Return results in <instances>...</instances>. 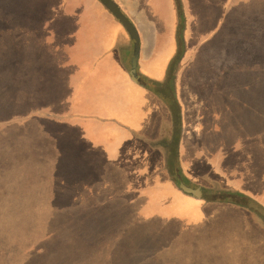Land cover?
Returning a JSON list of instances; mask_svg holds the SVG:
<instances>
[{"label": "rangeland", "instance_id": "374dc122", "mask_svg": "<svg viewBox=\"0 0 264 264\" xmlns=\"http://www.w3.org/2000/svg\"><path fill=\"white\" fill-rule=\"evenodd\" d=\"M59 1L0 0V264H239V260L227 255L207 253L213 251L212 245L220 253L223 248L242 246V242L243 248L251 250L246 262L253 264L254 257L259 259L256 253L264 255V204L236 185H264V161L258 163L256 171L235 156L248 131L240 130L229 138L226 157H232L225 170L231 175L221 174L215 163L212 169L207 161L197 158L181 165L176 145L181 124L174 119L170 124V116L153 117L156 131L148 138L143 130L135 133L162 159L163 172H157L155 180L167 177L178 187L184 184L197 189L202 200H215L239 214V223L205 215L198 220L201 215L185 196L187 193L179 189V195L168 188L159 190L158 186L152 192L154 179L148 187L141 185L146 174H139L135 181L138 185L130 182L129 174L120 179V186L114 185V180L123 174L113 175L107 156L114 155L113 148L121 141L117 128H126L117 117L123 110L113 107L107 95L95 98L93 87L100 77L79 81L81 75L84 77L80 66L59 59L68 42L66 31L55 28L58 38L52 44L34 34L41 26L42 11L33 17L32 25L37 26L20 25L26 22L23 12L44 6L43 11H55L59 21H71V14L60 13L63 20L58 17ZM211 2L191 0L189 14L185 1L175 0L173 25L177 35L189 22L193 26L206 25L213 9ZM78 44L75 43L76 52L88 53ZM171 56L163 76L151 79L152 84L143 81L142 72L137 71L143 82L138 84L154 94L157 92L153 86L165 85L164 93L171 97L170 84L175 76ZM27 58H35L30 69L42 76L38 85L26 86L30 89L20 103L18 86L27 85L28 78L12 77ZM132 59L130 56L127 65L118 59L129 74ZM236 99L230 97L229 105L237 107ZM174 102L172 97L166 103ZM84 108L90 111L82 112ZM55 128L69 145L73 141L75 146L92 141L90 150L85 154L63 152L61 158L57 154L49 158L45 152L50 143L46 142L45 147L44 140L59 139ZM104 141L106 150L100 148ZM214 151L218 153L220 149ZM122 162L127 173L144 161Z\"/></svg>", "mask_w": 264, "mask_h": 264}, {"label": "crops", "instance_id": "0c3cea01", "mask_svg": "<svg viewBox=\"0 0 264 264\" xmlns=\"http://www.w3.org/2000/svg\"><path fill=\"white\" fill-rule=\"evenodd\" d=\"M113 1L138 32L137 71L142 72L143 81L152 84V80H158L163 76L169 54L172 55V58H178L174 81L170 84V90L173 93L171 97L164 93L167 86H153L157 92L154 94L133 80L127 71L128 68L121 66L118 59H122L127 65L130 56L131 58L133 56V41L120 22L100 0L59 1L61 10L59 9L57 12L58 17L61 18L60 13L71 14L73 16L71 21H59L56 19L55 11H43L46 7L44 6L43 9H31L33 12H23L26 22L23 25L20 23L21 26H26L24 24L37 26L32 25L33 17L42 11L41 26L36 27L34 31L36 36L42 37L46 42L52 44L58 38L54 33L55 28L59 27L60 30L66 31L68 42L64 44V52L59 54V59L65 63H76L78 68L80 66L79 69L83 71L81 74L84 77L82 78L81 75L79 81H82L81 79L89 80L92 76L96 79L100 77L97 86L93 87L95 98L96 95L99 97L109 96L113 99L110 98L113 107L119 106L123 110V114H117V117L126 124V128H117V132L121 134V141L115 149L113 148L114 155L110 153L107 156L113 175L123 174L115 179L113 184L120 186V179L126 174H129L130 182L134 183L138 182L139 174H146V183L141 185L148 187L149 184H152L150 182H153L157 172H163V162L159 154L152 152L146 142L135 134L142 130L146 138L154 134L157 124L155 125L156 118L153 117H157L159 114L170 116L168 120L170 124L173 119L181 124L176 144L181 165L197 158L207 161L212 169L215 168V163L219 173L231 175L227 169L225 170V166L228 164L227 160L232 157H226L229 150V138L240 130H246L248 135L243 137L240 151L235 156L239 158L240 162H247L246 166H251L258 171L257 168L262 163V159L264 161V133L261 131V126L264 125L261 124V102L258 99L256 103L254 98L255 95L258 98L261 92L253 84L258 82L260 72L229 71V65L251 61L260 63L259 58L255 60L253 57L251 58L250 54L252 53L248 50H250L249 48L257 49L261 45L264 0H212L210 6L213 9L209 11L206 25L193 26L189 22L188 26L183 29L181 44L184 48L181 56H178L180 53L179 38L173 25L175 22V0ZM183 1H185L187 12L191 14V0ZM208 6L209 2H206L205 8L207 9ZM61 20L63 19L61 18ZM122 29L124 30L122 31ZM245 34L248 38L244 36ZM75 43H79L78 47L82 45L88 53L82 55L76 52ZM230 50L236 51V53H230ZM246 51H248V55H245ZM37 59L40 60V58ZM34 60L35 58H27L21 65L19 64L16 74L12 77L15 80H20L21 77L28 78L27 85L18 86L21 91L19 92L21 97H18L20 103L26 100L23 94L27 88L30 89L26 86L29 85L33 88V85H38V80L42 76L41 73L30 69L31 62ZM245 80H251L252 85L245 86ZM232 96L237 97L235 101L237 107L229 105L228 99ZM172 97L175 98V102L167 104L166 102L172 101ZM245 98L248 99L246 103H244ZM86 109H82V112L90 111ZM174 123L176 122L174 121ZM55 129L59 139L56 141L44 140L45 147H47L46 142L50 143L45 152L49 158L56 154L60 156L57 158H61L63 152L73 151L75 153L77 151L85 154L90 150L92 141L85 140L84 144L80 143V146H75L76 141H73L69 145L62 132L58 128ZM101 145L100 148L105 150L108 148L105 141ZM203 148L204 150H200ZM216 149H220V152L216 153L214 151ZM121 152H125L126 155L123 154L122 161L131 162L141 159L144 161L143 165L125 173L128 168L124 162L120 161ZM77 172H81V170ZM230 175L228 176L230 177ZM153 183L155 184L154 187L151 186L152 192L158 186L159 190L164 187L181 194L176 183L167 177L156 179ZM236 187L249 192L248 194L253 195L264 204V185L259 184L252 188L245 184H238ZM185 196L200 213L201 216H198V220H203L205 215V217L208 216L209 219L214 218L215 220L224 219L225 221L231 218L235 219L237 223L242 221L239 214L215 200L206 201L189 194ZM231 228L234 226L232 225ZM242 244L244 246L243 242ZM242 246L223 248L219 253L214 251L215 246L212 245L213 251H209L207 255L222 254L227 255L230 259L239 260V264H252L246 262L251 250ZM256 254L259 259L254 257L253 264L257 261L264 264V255H261L260 252Z\"/></svg>", "mask_w": 264, "mask_h": 264}, {"label": "trees", "instance_id": "16d2710c", "mask_svg": "<svg viewBox=\"0 0 264 264\" xmlns=\"http://www.w3.org/2000/svg\"><path fill=\"white\" fill-rule=\"evenodd\" d=\"M106 8V7H105ZM107 9V8H106ZM113 15V14H112ZM115 17V16H114ZM116 18V17H115ZM117 19V18H116ZM118 20V19H117ZM119 21V20H118ZM120 22V21H119ZM120 24H121V22H120ZM122 25V24H121ZM123 26V25H122ZM234 27V26H233ZM123 28H124V26H123ZM261 28H263V32H262V34H261V38H260V42H261V45H260V47L259 48H249L250 50H248L249 52H251L252 54H254V60L255 59H257L256 57H258L259 58V56H262V59H260L261 61H260V66H258V65H256L257 63L255 62V61H251V62H245V63H238V64H236V63H233V64H230L229 65V71H231V70H235V71H241V72H260V78H259V80H258V82L256 81L253 85L255 86V87H258L259 88V90H260V92H261V94H259V96H258V98H257V95H255L254 96V98H255V102L256 101H258V99L260 100V102H261V105H262V107H261V112H260V115H261V124L262 125H264V26H262ZM125 29V28H124ZM125 31H126V29H125ZM127 32V31H126ZM127 34H128V32H127ZM129 35V34H128ZM246 38H248L247 36H246V34L244 35ZM243 36V37H244ZM178 41H180V43H181V41H182V31H180V33L178 34ZM181 47V46H180ZM183 49V48H182ZM231 49V48H230ZM234 49V48H233ZM234 50H236V49H234ZM233 50H230V53H236V51H233ZM242 51V50H241ZM248 51H246L245 52V55H248L249 53H248ZM181 53H182V51L180 52V53H178V55L179 56H181ZM242 53V52H241ZM174 60H175V62L177 63L178 62V58L177 57H175L174 58ZM174 60H173V63L175 64L174 66H173V72H175L176 71V66H177V64L174 62ZM247 81H249V82H247ZM245 86H248V85H252V82H251V80H245V84H244ZM248 99L247 98H245V101H244V103H246V101H247ZM257 103V102H256ZM261 131H262V133H264V126L262 127L261 126ZM176 182V181H175Z\"/></svg>", "mask_w": 264, "mask_h": 264}, {"label": "water", "instance_id": "95a60500", "mask_svg": "<svg viewBox=\"0 0 264 264\" xmlns=\"http://www.w3.org/2000/svg\"><path fill=\"white\" fill-rule=\"evenodd\" d=\"M106 8L121 22V24L124 26L126 31L128 32L130 38L133 41V59L131 61V69H130V76L133 80L136 82L143 84V82L140 80V78L137 76V59H138V53H139V37L138 32L135 28V26L132 24V22L122 13L120 8L112 1V0H100ZM179 188L189 194L193 195L195 197L201 196L200 192L197 189H191L190 187L181 184Z\"/></svg>", "mask_w": 264, "mask_h": 264}, {"label": "flooded vegetation", "instance_id": "af4514ba", "mask_svg": "<svg viewBox=\"0 0 264 264\" xmlns=\"http://www.w3.org/2000/svg\"><path fill=\"white\" fill-rule=\"evenodd\" d=\"M113 1V0H112ZM101 2V1H100ZM114 2V1H113ZM102 3V2H101ZM115 3V2H114ZM103 4V3H102ZM116 4V3H115ZM104 5V4H103ZM117 5V4H116ZM105 6V5H104ZM118 6V5H117ZM106 7V6H105ZM119 7V6H118ZM121 10V9H120ZM123 13V12H122ZM124 14V13H123ZM178 45H179V52L182 51V44L180 43V41H178ZM181 46V47H180ZM179 56V55H178Z\"/></svg>", "mask_w": 264, "mask_h": 264}]
</instances>
